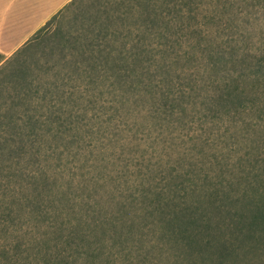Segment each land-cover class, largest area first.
<instances>
[{
  "label": "trees",
  "instance_id": "obj_1",
  "mask_svg": "<svg viewBox=\"0 0 264 264\" xmlns=\"http://www.w3.org/2000/svg\"><path fill=\"white\" fill-rule=\"evenodd\" d=\"M168 3L99 2L94 18H64L6 61L51 39L60 50L47 67L54 78L25 80L28 97L0 113V264H159L149 255L227 264L244 247L226 230L240 242L256 236L239 225L264 215V41L256 50L245 36L220 40L200 29L190 49L174 51L183 38L161 17L172 13ZM144 144L159 156L176 152L191 171L200 150L222 179L206 173L202 184L184 178V166L166 173V162L119 155ZM52 166L66 187L48 174ZM130 169L144 172L139 184L124 176Z\"/></svg>",
  "mask_w": 264,
  "mask_h": 264
},
{
  "label": "rangeland",
  "instance_id": "obj_2",
  "mask_svg": "<svg viewBox=\"0 0 264 264\" xmlns=\"http://www.w3.org/2000/svg\"><path fill=\"white\" fill-rule=\"evenodd\" d=\"M99 2L105 5L110 2L112 4V0H76L52 18L31 38V40H40L51 36L56 24L63 21L64 18H94ZM164 2H169L168 5L174 8L172 13L168 15L162 14L161 17L173 18L176 29L179 27L181 28L174 37L181 36L183 39H179V43L173 46L174 51L179 52L178 49H184V47L186 50L190 49L188 47L189 44H194L196 40H199L197 38L198 35L194 30L200 29L201 33H204V31L209 29L213 30L214 35H220V40L221 38L224 40H230L233 37L242 38L245 36L247 39H250V48L257 50L259 46L261 48L263 47L260 42L262 40L264 41V0H157L158 4H163ZM108 6L110 7V5ZM181 7H183V11ZM52 43L53 39L49 41L47 40L43 44L35 45L34 48H30L21 56L22 59L19 57L15 63H11V65H7L8 63H6L7 66L5 65L0 69V113L6 111V109L12 108V106L18 103L22 98L28 97V93L31 89L25 84V80L28 82L33 80V82L37 81L41 83L46 79L51 80L54 78L52 72H47V67L49 64H55L59 61L60 50L53 47ZM196 52L197 51L194 53L196 54ZM181 64L179 66H181ZM80 133L82 136L81 138H83V136H85V129ZM123 135L126 136L127 134ZM81 138H79L78 142L82 144ZM78 142L73 143L72 145L70 144V146L78 144ZM131 147L132 146H128L127 148H124L123 154L119 153L121 158L128 159V163H131L132 156L141 157L143 154L145 155L143 159L144 165H148L150 161L152 163H157V159L161 163H168L169 165L165 168L166 173L173 168L180 170V168L184 166V173L179 172V174L181 173L185 175L184 178H192L193 176L194 180L203 184L207 183V178H205L207 173L208 175H215V178H213L214 182L222 179L219 176L222 168L216 165L217 163L212 157L207 159L205 154H200V150L198 152H196L197 150L195 151L196 156L192 161L194 163V168L200 169L191 171V168L178 161V155L176 152L171 153L170 156H166L165 154L159 156V152H152L151 148L147 149V144H144V147L138 149H130ZM110 149H112V145ZM212 150L213 149H208L210 156L213 152ZM119 152L121 151L119 150ZM109 153H112V150H110ZM109 153L106 154L107 158H110ZM70 160H72L71 157ZM66 161L67 160L64 159V162ZM83 161L84 159L82 157L81 161H78V165H81L80 163H83ZM55 163L57 162H54V164ZM116 168H118V166ZM58 170L59 169L55 166H52L50 167V170H48V174L58 178L59 185H65L66 187L67 185L63 178L65 174L61 175ZM103 172H109L108 176H111L108 177L107 181L109 188H111V191L108 194L105 193V200H107L112 197V159L109 161L108 165H106V169H103ZM146 172H148V170ZM138 173H140V175H138ZM143 174L144 172H138L136 170L131 172L130 169V171L126 172L124 176L128 180H131L137 175L134 179L136 181L132 183L134 185L135 183L139 184L141 182V179L144 176ZM147 176L155 177L156 174L153 171H150L147 173ZM117 182L120 184V188L126 186V183L121 181V177ZM129 182L131 184V181ZM156 183H158L157 180ZM174 183L178 185L180 179H177L173 184ZM100 193L103 194V192ZM224 204L229 207V201H224ZM236 210L238 211L239 209ZM217 211L219 210L211 209V212L214 213L217 220H223L224 224H227L228 226L231 225L232 229L233 225L231 224V218L220 217L221 213L218 215ZM232 211H234V209H232ZM250 220L251 217L248 216L245 218L244 224H240L239 226L243 227V230H248V228H250L252 231L253 229L254 232L252 231L251 233L256 235L254 238L240 242L239 239H234L235 235H232L230 230L225 231V235L231 239L234 247H237L238 245L244 247V252L241 253L236 260H234L233 257L229 258L227 264H264V215L256 218V221L253 223ZM221 228H223L222 224ZM106 252V254L112 252V248L109 246L106 249ZM148 257L151 262L155 261L159 262V264H165L164 261H166L163 259L159 261L157 255H149Z\"/></svg>",
  "mask_w": 264,
  "mask_h": 264
},
{
  "label": "crops",
  "instance_id": "obj_3",
  "mask_svg": "<svg viewBox=\"0 0 264 264\" xmlns=\"http://www.w3.org/2000/svg\"><path fill=\"white\" fill-rule=\"evenodd\" d=\"M73 0H0V67Z\"/></svg>",
  "mask_w": 264,
  "mask_h": 264
}]
</instances>
